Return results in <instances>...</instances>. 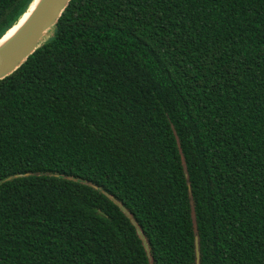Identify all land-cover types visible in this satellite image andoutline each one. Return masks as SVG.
I'll use <instances>...</instances> for the list:
<instances>
[{"label": "trees", "instance_id": "1", "mask_svg": "<svg viewBox=\"0 0 264 264\" xmlns=\"http://www.w3.org/2000/svg\"><path fill=\"white\" fill-rule=\"evenodd\" d=\"M0 264H264V0H70L0 80Z\"/></svg>", "mask_w": 264, "mask_h": 264}, {"label": "water", "instance_id": "2", "mask_svg": "<svg viewBox=\"0 0 264 264\" xmlns=\"http://www.w3.org/2000/svg\"><path fill=\"white\" fill-rule=\"evenodd\" d=\"M38 1L39 4L27 22L0 49V80L16 71L42 45L70 2V0H34L22 17ZM195 250L198 258L197 239L195 240Z\"/></svg>", "mask_w": 264, "mask_h": 264}, {"label": "bare ground", "instance_id": "3", "mask_svg": "<svg viewBox=\"0 0 264 264\" xmlns=\"http://www.w3.org/2000/svg\"><path fill=\"white\" fill-rule=\"evenodd\" d=\"M39 4V1L36 2L34 5L31 6V8L28 10V12L21 18V20L18 22L17 25H15L12 29H10L0 40V49L5 46L11 38L15 36V34L22 28V26L27 22V20L30 18L34 10L36 9L37 5Z\"/></svg>", "mask_w": 264, "mask_h": 264}]
</instances>
